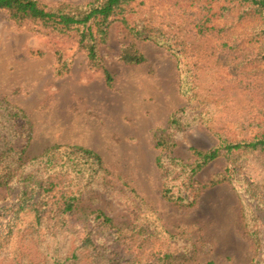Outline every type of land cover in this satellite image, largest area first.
<instances>
[{"label":"rangeland","instance_id":"rangeland-1","mask_svg":"<svg viewBox=\"0 0 264 264\" xmlns=\"http://www.w3.org/2000/svg\"><path fill=\"white\" fill-rule=\"evenodd\" d=\"M39 1L53 7L90 0ZM238 2L130 0L110 17L96 66L76 28L52 31L0 9V103L24 114L14 120V146H25L29 158L54 144L98 153L107 172L84 191L81 204L101 210L116 226L145 229L152 234L149 249L199 263L264 264V150L235 153L236 168L227 172L231 158L225 152L193 174L170 161L156 163L161 155L191 164L193 149L264 132V10ZM127 46L144 59L122 61ZM178 115L181 126L169 128ZM162 133L170 137L168 148L156 145ZM165 186L182 199L164 198ZM16 194L0 186V232L10 216L2 208ZM32 219V213L19 215L14 238L0 248V264L13 262L17 232ZM93 221L86 229L62 230L51 246L62 255L89 231L106 248L100 264H114L122 250L139 258L136 246L118 247L113 229ZM24 244L37 261L40 244Z\"/></svg>","mask_w":264,"mask_h":264},{"label":"trees","instance_id":"trees-1","mask_svg":"<svg viewBox=\"0 0 264 264\" xmlns=\"http://www.w3.org/2000/svg\"><path fill=\"white\" fill-rule=\"evenodd\" d=\"M129 1L90 0L82 4L59 3L48 7L39 0H0V9L6 10L15 20L37 21L52 31L62 32L76 28L79 32L80 47L86 52L89 63L96 66L100 65L97 46L105 40L110 17ZM238 1L239 4L249 3L260 11L264 10V0ZM93 25L96 26L95 30ZM135 31L137 35L147 37L141 28ZM120 59L126 63H138L144 57L138 49L127 46L121 50ZM105 76L110 80L107 71ZM19 117H24L19 109L0 103V186L17 189L15 202L2 208L7 210V215L10 216L6 226L1 228L0 248L6 247L14 238L15 223L19 215L33 214L31 223L17 232L19 249L11 264H81L83 259L87 260L88 264H95L97 259L105 257L107 251L103 245H98L92 240L89 231L81 236L76 244L72 239L62 255L58 254L57 245L50 244V239L58 238L57 234L62 230H70L72 227L86 229L91 223L90 219L94 220L93 222L98 221L96 224L105 230L113 229L114 242L119 244L118 247L136 246L139 250L138 259H133L132 254L125 255L122 250L119 261L115 259L114 264H214L213 261L195 262L187 256L175 255L170 250L149 249L148 244L153 242L152 234L145 229L130 230V226L124 229L116 226L113 219L101 210L84 207L81 204L84 191L96 184L99 177L107 172L101 156L79 145L54 144L47 146L34 157H25V146L18 149L13 144V139L17 136L14 120ZM181 118L182 115L171 118L169 128L180 127ZM160 135L156 145L166 148L170 137L163 133ZM193 150L196 159L191 164H183L176 158L161 155L156 158V163L164 167L165 163L170 161L172 167H188L193 174L225 152L231 158V166L226 168L227 172L236 168L235 153L264 150V132L255 134L250 139L222 140L220 144L207 150ZM164 159L167 160L163 162ZM214 183L216 180L211 181V184ZM163 193V197L168 200L182 199L180 193L175 197L166 186ZM74 218L79 222L73 221ZM25 240L33 242L34 245L40 244L41 257L37 261L31 257L33 250L24 248ZM25 257L28 258L27 261ZM101 259L96 264H100Z\"/></svg>","mask_w":264,"mask_h":264}]
</instances>
